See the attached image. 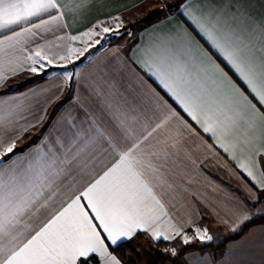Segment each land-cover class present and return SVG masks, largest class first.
Returning a JSON list of instances; mask_svg holds the SVG:
<instances>
[{"label":"snow or ice","instance_id":"6c2138e0","mask_svg":"<svg viewBox=\"0 0 264 264\" xmlns=\"http://www.w3.org/2000/svg\"><path fill=\"white\" fill-rule=\"evenodd\" d=\"M91 3L0 0V86L21 72L40 74L54 61L79 59L101 43L94 37L119 35V16L110 18L112 28L101 27L105 22L99 21L79 36L56 35L67 27L66 16L75 18ZM175 7L183 20L138 48L132 60L228 153L256 191L264 193L259 162L264 156V23L230 24V18L243 21V13L232 16L191 0H180ZM48 34L55 40L45 39ZM37 38L44 43L31 48ZM64 40H80L85 47L69 43L63 54L53 51ZM60 75L67 86L74 77L79 83L81 72ZM134 75L161 113L151 130L143 125L142 136L134 126L138 117L105 100L113 121L109 131L77 95L50 122L39 143L18 153L17 142L44 120L47 108L31 122L27 113L36 90L0 97V264H122L114 246L138 232L149 233L154 241L212 240L208 229L198 226L195 236H189L156 191L166 184L163 164L157 161H167L170 149L177 147L175 137L148 143L173 120L195 132L163 96ZM93 94L102 95L99 90ZM252 195L254 202L261 198ZM250 218L240 209L232 230ZM164 251L177 254L175 248Z\"/></svg>","mask_w":264,"mask_h":264},{"label":"crops","instance_id":"0c3cea01","mask_svg":"<svg viewBox=\"0 0 264 264\" xmlns=\"http://www.w3.org/2000/svg\"><path fill=\"white\" fill-rule=\"evenodd\" d=\"M151 1L92 0L90 6L75 18L72 15L66 16L67 27L61 29L56 35L67 33L69 36H79L99 21L105 22L101 27L112 28L114 24L110 22V18L115 16L121 18L123 25L132 21L133 24L120 29L122 32L116 43L100 49L96 46L89 48L88 53L79 58L82 63L80 62L75 70L72 68V59H74L72 57L70 61H54L53 65L46 67L40 74L21 72L0 86V97L21 95L36 90V95L31 99V109L27 113L31 122H36L43 114V110L47 108L44 120L37 127L24 133L17 142L15 151L22 153L30 146L39 143L50 122L54 121L57 114L63 108L68 107L70 101L74 100L77 95L84 99L101 126L108 128L109 131L113 130V121L104 107L105 100L125 109L130 116L138 117L134 125L136 134L137 136L145 135L146 130L143 125L146 123L147 130H151V127L161 118V113L156 108L152 97L137 82L134 73L139 74L180 113L195 132V134L189 132L178 121L173 120L165 129L155 133L148 142L157 144L165 136H174L177 141V147L170 149L167 161H157L158 164H163L161 172L166 184L158 185L156 191L161 194L168 206L169 215L190 236H195L193 229L198 226L207 228L213 239L220 237L219 241L216 239L215 242L192 239L200 243L195 246H211L203 251L214 252V257L204 264H264V258L248 259V250L252 252L257 248L258 251L264 246L261 237H258L259 234L256 235L259 232L258 227L250 230L242 238L228 242L220 248L221 250L217 248L225 243L229 236L238 232L244 224L260 219L258 209L264 203V193L256 191L228 153L215 144L210 134L204 133L199 125L164 93L155 79L147 75L132 60V53L138 48L148 44L159 34L169 31L174 26V22L183 20L176 7L165 8L164 5L159 6V11L154 12L150 20L139 24L131 19V14ZM191 2L220 8L226 13H231L232 16H239L243 13V21L238 22L230 18V24L260 25L264 23V0H191ZM189 30H192L190 25ZM45 39L55 40V36L48 34ZM41 43H44V40L37 38L30 47L35 48ZM57 43L61 47L54 48L53 51L61 54L64 53L69 43L78 48H82L83 45L80 40L74 42L64 40L57 41ZM89 56L92 57L91 60L88 59ZM125 63L132 71L125 68ZM77 69L81 72L79 83L74 77L67 86H64L60 73L75 72ZM43 89L48 91L43 92ZM94 90H99L102 95L93 94ZM77 112L83 117L82 109L78 108ZM209 146L212 147L209 148ZM259 162L261 169H264V156L259 157ZM152 182L158 183L154 177ZM249 189H252V192ZM253 193L261 197L258 202L253 201ZM240 209L247 210L251 218L239 224L233 231L232 228ZM41 219H43V214ZM225 220L229 223H225ZM252 238L256 241L252 242ZM122 243H129L138 251L141 258L139 264H143L141 255L143 248L155 245L163 249L170 244H166V240L163 239L154 241L150 234L145 232H138L131 241H122L120 244ZM222 251L226 254L224 257L216 256ZM156 260L164 264V259L157 258ZM193 264L201 263L194 261Z\"/></svg>","mask_w":264,"mask_h":264},{"label":"rangeland","instance_id":"374dc122","mask_svg":"<svg viewBox=\"0 0 264 264\" xmlns=\"http://www.w3.org/2000/svg\"><path fill=\"white\" fill-rule=\"evenodd\" d=\"M174 1L175 0H152L148 4L144 5L140 9L136 10V12L131 14L132 15L131 19L135 20L139 24H140V22L150 20V18L152 16H154L153 15L154 12L159 11V8H160L159 6L164 5V7L166 8L169 6L168 3H172ZM131 24H133V22L128 21V23H124V25L122 24L121 28H123V26H130ZM121 32L122 31L120 30L119 35L121 34ZM111 35L104 34V37L103 36L102 37H94L93 39H100L101 40V43L99 45H96V48H99V49L105 48L112 43H116L117 39H119V35H114V34L112 36ZM83 47H85L84 44L82 45V48ZM90 52H92V51H90ZM87 53L88 52H86L85 54H87ZM81 61H82L81 59H76L74 57V59H72V63H73L72 68L75 70L76 66ZM258 211H259L260 219H264V203L262 204V206H260ZM256 227H258V229H259V232H257L256 235L259 234L258 237H261V240L264 242V223L258 224ZM252 229H254V228H252ZM248 232H246L244 235H246ZM189 236H190V234H189ZM213 237H214V234H213ZM216 239H217V241H219L220 237H218V238L216 237ZM216 239L212 238V240L214 242L216 241ZM251 241L254 242V241H256V239L252 238ZM182 242H183L182 239H179L178 237H176L173 240H167L166 244H169V243L170 244L166 245V247H163V249L157 248V246H155V245H153L151 247L143 248L142 253H141L142 258H143V260H142L143 264H160L157 262V260H156L157 258L164 259V264H193L194 261H196L197 263L204 264V263L210 261L214 257V255H213L214 252L203 251L204 249H198V248L197 249L187 248L188 246H191V245L195 246L196 244H200V243H196L195 240H191V242L188 245H186ZM196 247H201V246H196ZM166 248L167 249L175 248L177 254L175 256H172L170 253H166L164 251V249H166ZM261 248L262 249H260L258 251H257V248H255V249H253L252 252L248 250V259L264 258V246H262ZM198 250H201V251H198ZM218 250H221V249L218 248ZM225 255L226 254L224 253V251H222V253H220L216 256L224 257ZM166 256H168L169 258H166ZM140 260H141V258H140Z\"/></svg>","mask_w":264,"mask_h":264},{"label":"trees","instance_id":"16d2710c","mask_svg":"<svg viewBox=\"0 0 264 264\" xmlns=\"http://www.w3.org/2000/svg\"><path fill=\"white\" fill-rule=\"evenodd\" d=\"M180 0H175L174 2L170 3L168 7H175ZM82 63V61H81ZM264 223V219H254L246 224H244L241 229L229 236L225 243L222 245L217 246V248H223L228 242L236 241L244 236V234L250 231L252 228H255L258 224ZM211 246L204 245L201 247H196L194 245L188 246L187 248H194V249H205ZM114 254L117 255L119 259H121L122 264H139L140 263V256L137 250L129 243H122L115 248ZM166 258H169L166 256Z\"/></svg>","mask_w":264,"mask_h":264}]
</instances>
